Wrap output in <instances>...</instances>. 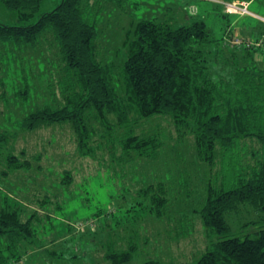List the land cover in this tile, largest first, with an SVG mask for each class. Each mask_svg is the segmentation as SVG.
Returning a JSON list of instances; mask_svg holds the SVG:
<instances>
[{"label":"trees","instance_id":"trees-1","mask_svg":"<svg viewBox=\"0 0 264 264\" xmlns=\"http://www.w3.org/2000/svg\"><path fill=\"white\" fill-rule=\"evenodd\" d=\"M42 2L0 0L16 19L13 24L0 22V52L34 47L49 34L63 62L61 79L66 84L61 86L66 99L63 105L24 115L18 128L69 122L81 155L119 150L112 161L123 166L140 157H156L166 144L165 129L159 123L147 129L152 131L138 132L137 126L154 116L165 118L177 137L194 136L197 156L208 164V172L215 164L221 165L216 183L206 184L199 211L210 242L197 259L186 264H264V67L255 58L264 52V42L259 41H264V34L257 35L258 25L250 37L240 36L229 21L215 38L202 19L175 25L137 14L141 8L137 0H59L40 12ZM110 2L133 6L138 18L128 33L120 67L121 94L111 86L106 66L96 59L97 27L85 14L90 7L101 9ZM186 15L191 17L188 10ZM220 15L224 20L239 14L222 8ZM8 81L0 75V85L12 83ZM19 81L28 98L30 82ZM12 135L0 128V149ZM6 160L4 177L12 169L27 167L12 154ZM165 191L162 195L151 184L140 188L141 199L128 211L160 215L167 202ZM0 200V264H21L30 245L36 243V228L31 220H21L17 204H5L11 199L1 190ZM251 211L255 220L243 221L241 233L229 235L226 216ZM134 251V243L126 250L108 247L105 258L123 264ZM48 253L53 257V252Z\"/></svg>","mask_w":264,"mask_h":264},{"label":"rangeland","instance_id":"rangeland-1","mask_svg":"<svg viewBox=\"0 0 264 264\" xmlns=\"http://www.w3.org/2000/svg\"><path fill=\"white\" fill-rule=\"evenodd\" d=\"M137 1L141 6L137 14L156 16L175 25L202 19L215 38L227 29V22L234 20V25H258L257 35L264 34V0L247 1V12L224 20L220 15L223 0ZM58 2L43 0L40 12ZM98 8L85 11L97 27L96 59L106 66L111 86L121 94L120 67L126 41L138 18L130 5L110 2ZM0 22H16L1 3ZM239 34L246 36L240 30ZM9 50L0 52V75L8 77V83L12 80L11 84L0 85V128L9 129L13 135L0 149V190L11 199L5 204H17L21 220H31L36 228V243L30 245L21 264H112L105 258L108 247L126 250L130 243L135 244V251L123 264H186L197 259L210 242L199 211L206 184L216 183L221 165L215 164L208 172V164L197 156L194 136L177 137L173 125L163 117L142 120L137 126L138 132L152 131L147 129L159 123L160 129H165L166 144L157 150L156 157H140L123 166L112 161L119 150L99 149L94 156L81 155L69 122L31 130L18 128L23 116L33 110L63 105L66 98L61 85L66 81L61 79L63 62L49 34L34 47ZM255 58L264 67V52ZM20 78L30 82L28 98ZM9 154L27 167L12 169L4 177L1 172ZM150 184L161 194L166 189L162 213L128 211L141 199L138 190ZM255 218L252 211L226 216L229 235L240 234L242 222ZM48 252H53V257Z\"/></svg>","mask_w":264,"mask_h":264},{"label":"built area","instance_id":"built-area-1","mask_svg":"<svg viewBox=\"0 0 264 264\" xmlns=\"http://www.w3.org/2000/svg\"><path fill=\"white\" fill-rule=\"evenodd\" d=\"M222 4L224 11L230 14H238V12L240 11L247 12V4H248L247 1H242V0L223 1ZM191 8H193L192 5L190 6V12H192Z\"/></svg>","mask_w":264,"mask_h":264},{"label":"crops","instance_id":"crops-1","mask_svg":"<svg viewBox=\"0 0 264 264\" xmlns=\"http://www.w3.org/2000/svg\"><path fill=\"white\" fill-rule=\"evenodd\" d=\"M249 3L252 0H248ZM234 23H236V21L234 20L233 22H231V25H233L234 27H237V30L243 32L244 34H246V36L250 37V34L253 33V28L255 27V24H251V25H245L243 24L242 26L240 25H234Z\"/></svg>","mask_w":264,"mask_h":264}]
</instances>
